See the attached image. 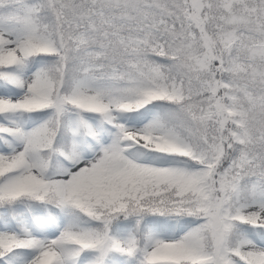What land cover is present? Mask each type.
<instances>
[{
  "label": "snow or ice",
  "instance_id": "obj_1",
  "mask_svg": "<svg viewBox=\"0 0 264 264\" xmlns=\"http://www.w3.org/2000/svg\"><path fill=\"white\" fill-rule=\"evenodd\" d=\"M0 264H264V0H0Z\"/></svg>",
  "mask_w": 264,
  "mask_h": 264
}]
</instances>
